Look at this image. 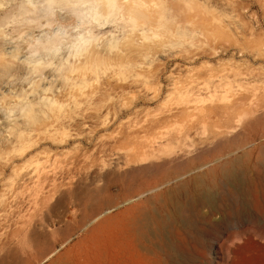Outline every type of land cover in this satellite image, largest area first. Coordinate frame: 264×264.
<instances>
[{
  "label": "rangeland",
  "instance_id": "rangeland-1",
  "mask_svg": "<svg viewBox=\"0 0 264 264\" xmlns=\"http://www.w3.org/2000/svg\"><path fill=\"white\" fill-rule=\"evenodd\" d=\"M164 3L195 47L160 54L168 36L132 47L126 79L103 80L91 109L31 140L0 136V264H58L81 247L96 221L83 224L75 203L89 190H104L100 219L114 216L105 264H264V0ZM176 156L205 165L137 197L119 186L144 160ZM133 204L141 217L121 246Z\"/></svg>",
  "mask_w": 264,
  "mask_h": 264
},
{
  "label": "clouds",
  "instance_id": "clouds-1",
  "mask_svg": "<svg viewBox=\"0 0 264 264\" xmlns=\"http://www.w3.org/2000/svg\"><path fill=\"white\" fill-rule=\"evenodd\" d=\"M160 54L195 47L164 0H0V136L31 140L45 124L70 123L105 79H126L132 47ZM157 56L140 55L136 67Z\"/></svg>",
  "mask_w": 264,
  "mask_h": 264
},
{
  "label": "bare ground",
  "instance_id": "bare-ground-1",
  "mask_svg": "<svg viewBox=\"0 0 264 264\" xmlns=\"http://www.w3.org/2000/svg\"><path fill=\"white\" fill-rule=\"evenodd\" d=\"M218 148H214V149L216 150ZM219 150H220V148H219ZM217 152H220V151H217ZM214 154H215V152H214ZM220 157H223V156H221V155L217 156L216 159H218ZM212 158L214 159V157H212ZM179 160L182 161L181 158L179 159L177 156L173 157V158L170 157V158H163V159L144 160L143 162L139 163L140 165H138V167L131 169L129 171H126L124 174H122V176L120 178L121 180L118 182V184L120 187H125V189L126 188H130V189L135 188V190H136L135 192L137 193L136 197H137L138 195H141L143 193H150V192L158 190L161 187L169 186L170 183L179 181L185 174L192 172L193 170L198 169V168L202 167L203 165H205L203 162V164H200L199 166H196V167L194 166V168H192V167L188 168L186 166H185V168H182L183 166H180ZM206 162H208V159ZM182 164H183V162H182ZM254 169H255V167H254ZM256 169H257L256 172H258L259 169L258 168H256ZM210 171H212V172H210L209 175H212L213 172H216V170H213V169H211ZM233 174L231 173L230 170L225 168V169H223L221 177H223L225 181H229V179H231L234 176ZM256 174H258V173H256ZM111 183L113 184L114 182H111ZM213 186H215V185H213ZM105 187L106 186L104 185L103 188H105ZM96 189H98V188H96ZM100 189H99V191H100ZM122 190H124V189H122ZM103 192H104V190H103ZM103 192H98V190L97 191H94V190L85 191L84 194L82 193L83 196L79 197L77 199L78 202L75 203V205L77 207H79V208H77L78 211L80 209L81 210L80 212H82V214H83V215L81 214L82 215L81 217H83V218H81L83 224L85 222H87V223H92L94 221H96V222H95V224L91 225V227H89V229L83 235V237H82V238H84L83 245L81 247L77 248L76 250L70 252L58 264H103L105 262L104 261V255H103V241L105 239L109 238L110 236L108 234V231L105 229L106 227L104 228V224L110 218H112L114 216L106 217V218H102V219H100V217H99L100 214L104 212L103 211L104 209L102 207V205H103L102 202H104V201L101 202L100 199L102 198V196H101V198L99 196V194L101 193L100 195H102ZM126 192L128 193V191H126ZM132 192L133 191H129V193L131 194V197H133ZM129 193H128V196H130ZM255 193H256V191H255ZM158 195H162V193H159ZM130 199H132V198H128L127 200L129 201ZM204 199H206V198H204ZM207 200L208 199H206V201ZM128 201H126V202H128ZM150 204H152V203H150ZM89 206H90V208H89ZM110 206H112V205L110 204ZM86 207H88L89 209L87 208L88 209L87 210ZM138 212H137V209H135L134 204H133V206L126 208L122 212L125 215H129L130 218L127 219L126 221L122 222V225L120 226V228H118L117 231H115V239L114 240L119 245L123 246L124 244H126L130 240V235L133 234L135 231L134 226L136 225L135 224L136 220L141 217ZM82 222H80V223H82ZM80 241H81V239H80ZM134 251L137 254L140 253V251L138 249H136L135 247H134Z\"/></svg>",
  "mask_w": 264,
  "mask_h": 264
}]
</instances>
